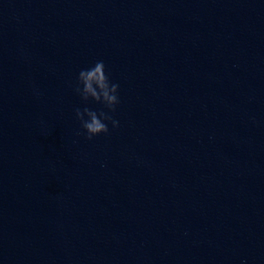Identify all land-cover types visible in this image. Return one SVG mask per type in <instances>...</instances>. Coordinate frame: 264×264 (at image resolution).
Listing matches in <instances>:
<instances>
[{
  "label": "clouds",
  "instance_id": "clouds-1",
  "mask_svg": "<svg viewBox=\"0 0 264 264\" xmlns=\"http://www.w3.org/2000/svg\"><path fill=\"white\" fill-rule=\"evenodd\" d=\"M74 91L85 105L91 101L101 104L104 109H107V111L99 112L89 107L75 109V118L80 122L83 134L88 140L109 132L108 124L105 121H110L113 128L119 126V121L110 115L115 112L120 103L119 85L111 81L103 61H97L91 67L79 71ZM80 134L78 133V135Z\"/></svg>",
  "mask_w": 264,
  "mask_h": 264
}]
</instances>
